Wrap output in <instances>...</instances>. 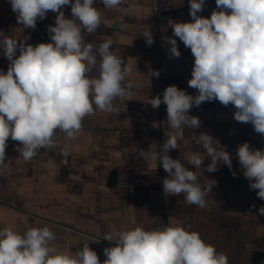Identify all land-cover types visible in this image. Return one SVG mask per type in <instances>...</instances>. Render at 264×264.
<instances>
[{
    "label": "clouds",
    "instance_id": "obj_1",
    "mask_svg": "<svg viewBox=\"0 0 264 264\" xmlns=\"http://www.w3.org/2000/svg\"><path fill=\"white\" fill-rule=\"evenodd\" d=\"M9 3L17 23L25 29L34 30L37 19H45L49 11L58 15L55 26L47 29L50 43L33 46L26 43L28 36L14 39L0 32V50L10 61L6 73L0 70V166L5 165L9 137L20 143L17 150L25 161L41 150L56 147L67 157L70 142L79 138L85 117L94 116L96 111L116 115L125 110L114 105V101L133 95L132 83L126 82L133 66L111 50L110 38L98 46L86 41L84 34L95 33L102 24V11L94 7V0ZM101 3L104 9H116L125 0ZM68 5L72 19L61 11ZM189 5L192 21L170 20L173 36L163 39L170 46L169 59L181 55L173 37L191 50L194 64L188 85L197 89L198 94L189 95L173 84L163 91V99L158 95L146 97L143 102L153 109L161 103L167 106L163 152L151 156L168 173L163 180V192L171 196L184 194L189 205L205 208L216 203L208 200L216 181L202 188L197 173L188 170L180 159L171 158L168 152L179 149L186 129L201 126L200 119L188 113L205 101L234 105V119L251 123L256 133L264 135V0H216L210 18L197 15L205 0H189ZM140 36L147 45L154 43L148 27ZM159 75L156 70L149 72V77ZM57 131L64 134L62 140L56 139ZM194 143L211 158L207 172L217 171L221 162L232 169L230 154L213 136L202 132L195 135ZM140 155L144 156L143 151ZM237 156L250 189L258 190L256 195L264 200V150H254L245 142L238 146ZM204 159L194 151L188 156V164L200 169ZM63 163L67 164V159ZM258 213L264 216V206ZM103 239L114 245L103 250L107 257L103 264H229L227 255L218 253L198 232L179 226L153 230L135 227L105 233ZM54 240L55 234L48 226L23 232L0 228V264H101L89 243L69 255L50 246Z\"/></svg>",
    "mask_w": 264,
    "mask_h": 264
},
{
    "label": "crops",
    "instance_id": "obj_2",
    "mask_svg": "<svg viewBox=\"0 0 264 264\" xmlns=\"http://www.w3.org/2000/svg\"><path fill=\"white\" fill-rule=\"evenodd\" d=\"M94 7L102 11V24L95 33H85V39L97 46L106 38L112 40L111 50L133 66L126 79L133 85V95L114 101L121 109L125 107L116 115L96 111L94 116L85 117L82 132L70 142L67 157L56 147L41 150L25 161L17 150L20 143L9 137L5 165L0 166V228L23 232L48 226L55 234L50 246L58 252L74 255L89 243L103 264L107 259L103 250L114 246L103 239L105 233L179 226L198 232L218 253L227 255L229 264H254L250 260L253 251L262 253L256 264H264V216L258 213L264 200L256 195L258 190L250 189L237 156L238 146L245 142L254 150H264V135L256 133L251 123L236 121L234 105L224 106L216 100L193 106L188 114L198 117L201 126L186 129L179 149L168 152L197 173L202 188L216 181L208 193V200L216 203L200 208L189 205L184 194L164 193L163 180L168 173L158 159H151L153 153L163 152L167 106L161 103L153 109L143 102L145 98L159 95L163 99V91L173 84L189 95L198 94L188 85L194 64L191 50L173 37L181 55L169 59L170 46L163 39L173 36L170 20L192 21L189 0H125L116 9H104L101 0H94ZM214 9L216 0H205L197 15L210 18ZM61 11L72 19L70 5ZM57 15L49 11L45 19H37L34 30L25 29L17 23L9 0H0V32L14 39L28 36L26 43L33 46L50 43L47 29L55 26ZM147 27L154 38L151 46L140 36ZM9 64L0 50V70L6 73ZM151 70L159 71V77H149ZM202 132L213 136L230 154L231 170L221 162L217 171H206L211 158L194 143L195 135ZM63 135L57 131L56 139L62 140ZM194 151L205 156L200 169L188 164ZM112 171L117 179L115 186L109 187Z\"/></svg>",
    "mask_w": 264,
    "mask_h": 264
},
{
    "label": "water",
    "instance_id": "obj_3",
    "mask_svg": "<svg viewBox=\"0 0 264 264\" xmlns=\"http://www.w3.org/2000/svg\"><path fill=\"white\" fill-rule=\"evenodd\" d=\"M116 179H117V173L115 171H112L109 174L108 180H107V186L109 187H114L116 184ZM262 253L258 251H253L251 253L250 260L252 263L256 264L261 260Z\"/></svg>",
    "mask_w": 264,
    "mask_h": 264
}]
</instances>
